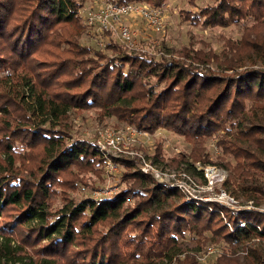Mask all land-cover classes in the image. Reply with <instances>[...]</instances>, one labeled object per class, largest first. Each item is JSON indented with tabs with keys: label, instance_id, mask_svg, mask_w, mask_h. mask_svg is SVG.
I'll return each mask as SVG.
<instances>
[{
	"label": "trees",
	"instance_id": "trees-1",
	"mask_svg": "<svg viewBox=\"0 0 264 264\" xmlns=\"http://www.w3.org/2000/svg\"><path fill=\"white\" fill-rule=\"evenodd\" d=\"M112 1L161 8L168 0ZM81 3L0 0V264H200L181 242L187 235L198 249L228 245L215 264H264L261 248L248 247L264 241V213L233 218L216 204L181 202L133 161L117 160L126 170L125 190L73 203L70 194L81 186L93 189L90 174L102 179L104 157L96 144L69 141L68 124L73 110L96 108L100 119L116 118L142 132L163 128L190 143L189 158L202 165L212 163L206 143L216 137L219 165L230 174L223 185L236 199L261 206L264 0H217L189 17L182 13L209 29L251 21L239 40L226 43L223 59L200 51L186 54L192 63L184 65L130 54L111 40L105 50L116 57L82 46ZM161 149L156 146L157 162L164 159ZM189 170L200 175L192 164ZM59 198L62 207L52 212ZM42 243L38 257L26 262L25 248ZM239 249L245 263L236 258Z\"/></svg>",
	"mask_w": 264,
	"mask_h": 264
},
{
	"label": "rangeland",
	"instance_id": "rangeland-1",
	"mask_svg": "<svg viewBox=\"0 0 264 264\" xmlns=\"http://www.w3.org/2000/svg\"><path fill=\"white\" fill-rule=\"evenodd\" d=\"M98 1L99 0H82V3L80 4V7L78 9V16L82 24V31H81L82 35L79 43L82 46L89 45L92 47H96L95 46L96 44L90 41L88 37L89 35H87L86 32L84 19L82 15H80L79 10L80 8L89 7L90 5ZM216 2L217 0H194V4H191L190 0H168L165 3V5L161 7L162 15H163V28L159 32H155L153 30L147 29L145 25L141 24L140 19H138L135 22L137 28L134 29L138 32V37L136 39L137 47H138L137 50L133 49L130 51L129 49H127L122 43L119 42L117 36H110V38L112 37L110 40L111 42H117L121 44V46H124L128 50V53L130 54L146 53L149 56L155 57L156 60H165V61H174V62L176 61L182 65H184L185 63L186 64L192 63V60L187 59L185 57L186 54H190L191 56H194L195 54L201 53L200 51H203V53L209 52L211 54H216L218 58L223 59L224 53L229 52L225 47L226 43L229 40L231 41L239 40L243 34L244 28L246 26H249L251 24V21L241 22L239 24L232 25L228 28L209 29V28H204L202 26L194 25L190 21L185 20L183 16L185 14L187 17H189L190 13H196L200 8H203L205 6L215 5ZM108 42L109 41H106L103 47L97 46V48L105 51V54H107V56L109 57H116L118 54H114L113 52L105 50V47L108 44ZM193 66L200 67L198 64H194V63ZM200 68L202 69V67ZM213 70H215L214 67ZM251 104L252 102L250 101L248 103V108L251 106ZM68 124L70 125V128L72 130L71 131L72 139L69 141L84 140L93 144L96 143V138L99 130L109 127L121 128L125 125H128L126 123L119 122L116 118L100 119L98 117V110L96 108L88 109V110H73L72 112L69 113ZM216 141L217 138L213 137L212 139L208 140L206 143V151L209 153L210 160L212 161V163H208L205 165H202L200 163H195L193 162V160L189 158L192 147L190 143L185 141L181 136H178L177 134L163 128L158 129L154 134H150L149 137H147L146 139L147 144L144 151L146 153H150V155L152 154L153 159H155L156 161L157 160L155 158L156 146L158 145V147H161L162 148L161 153L164 159L163 161H159L158 163L160 164V166H162L163 168L169 171H175V170L180 171L181 169L189 170V166L191 164L196 166L197 168H199L200 166L211 165L220 172L223 171L225 174L224 181L219 183L218 185H215V187L217 186V188L220 189L222 188L225 181L229 178L230 174L228 170L224 169L219 165V163H221L220 157L222 154H221V150L216 144ZM182 157L183 158L185 157L184 163L182 162L176 164L175 163L176 161L174 160L181 161L180 158ZM1 160H4L3 156H1ZM123 160L124 158L121 159V161ZM225 160L232 162V159L229 157H226ZM116 163L120 165V170H121L117 176H111L105 171L104 168L105 161H104V163L100 167V169L102 170V179L99 180L98 178H96V176L90 174L89 177L91 178V183H93L94 186L93 189L81 186L76 193L70 194V198L72 199L73 203L76 204L86 199L99 200L102 198H108L114 196L115 194L121 192L122 190H125L128 183L124 181L123 173L126 170L124 168V165L120 161H116ZM190 173L194 175L192 172ZM259 178H261L259 182L264 186V175H260ZM199 184L201 185V183ZM224 188L227 190L226 187ZM165 190L167 189L165 188ZM228 193L232 195L230 191H228ZM180 200L181 202L186 203L185 199H183L182 197ZM236 200H238L242 205L247 203V201L243 197H240L239 199ZM62 203L63 201L61 200V198L57 199L51 211L53 212L55 209L61 208ZM202 206L205 205L203 204ZM220 207L222 208V206ZM251 210L252 212L257 211L264 213V199L261 202V206L257 208L254 206V208H252ZM244 211H249V210H244ZM241 212H243V209H241L240 212L230 211V214L233 218H236ZM225 217L226 220L223 217H221L223 223H227L229 221L228 220L229 217H227L226 215ZM6 220L9 219L6 218ZM1 221H3V219H0V222ZM18 241L19 239L16 238L14 242H16V245L20 246ZM0 242H2V238H0ZM181 242H183L186 249L191 251V254L196 255V258L200 264H215L216 259L220 255H222V250L229 253V247L224 242H220L219 244H213L208 246L207 244L210 243H207L201 249H198V244L194 236L187 235L186 238L181 240ZM42 245H45V243H42L40 247H36L35 249L25 248L26 253H24L23 256H26V262H29L30 258L36 259L38 257L35 252L36 250L41 248ZM206 247L207 248L213 247L216 250L215 254L209 256L206 255L207 253ZM248 247H253V248L259 247L261 248V251L263 252L264 255V241L251 242ZM243 251L244 249H239L236 254V258L240 260V263L241 262L245 263L244 256L246 254V251L245 253Z\"/></svg>",
	"mask_w": 264,
	"mask_h": 264
},
{
	"label": "built area",
	"instance_id": "built-area-1",
	"mask_svg": "<svg viewBox=\"0 0 264 264\" xmlns=\"http://www.w3.org/2000/svg\"><path fill=\"white\" fill-rule=\"evenodd\" d=\"M79 12L84 19L90 41L98 47H103L106 41H110L112 38L110 36H117L119 42L127 49L137 50L138 32L134 28H137L135 22L138 19L147 29L155 32L163 28L162 9L142 2L119 5L111 0H99L89 7L80 8ZM149 135L131 125L99 130L95 144L104 157L105 171L111 176H117L121 170L116 161L124 158V160L133 161L136 168L143 175L150 177L157 185L176 191L186 203L217 204L232 212L254 208L252 201L240 204L234 196L228 193L224 185L220 189L215 187L224 181L225 174L211 165L199 168L194 166L200 173V175H195L192 172L195 176L190 173V170L169 171L160 166L153 159L152 154L144 151ZM222 217L226 220L224 212H222ZM245 225L246 222H240L241 227ZM215 252L216 250L211 247L207 249L206 255H213Z\"/></svg>",
	"mask_w": 264,
	"mask_h": 264
}]
</instances>
